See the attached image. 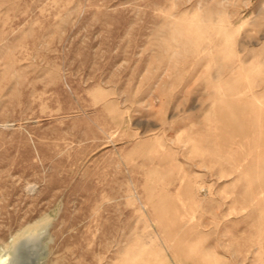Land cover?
<instances>
[{"label": "rangeland", "instance_id": "obj_1", "mask_svg": "<svg viewBox=\"0 0 264 264\" xmlns=\"http://www.w3.org/2000/svg\"><path fill=\"white\" fill-rule=\"evenodd\" d=\"M43 264H264V0H0V247Z\"/></svg>", "mask_w": 264, "mask_h": 264}, {"label": "bare ground", "instance_id": "obj_2", "mask_svg": "<svg viewBox=\"0 0 264 264\" xmlns=\"http://www.w3.org/2000/svg\"><path fill=\"white\" fill-rule=\"evenodd\" d=\"M46 235V230L31 225L20 236H13L0 247V264H43Z\"/></svg>", "mask_w": 264, "mask_h": 264}]
</instances>
